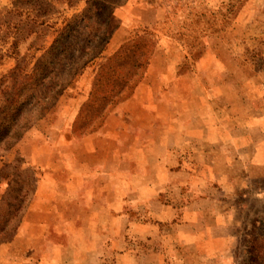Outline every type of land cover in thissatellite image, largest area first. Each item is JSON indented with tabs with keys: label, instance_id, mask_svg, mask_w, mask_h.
Here are the masks:
<instances>
[{
	"label": "rangeland",
	"instance_id": "374dc122",
	"mask_svg": "<svg viewBox=\"0 0 264 264\" xmlns=\"http://www.w3.org/2000/svg\"><path fill=\"white\" fill-rule=\"evenodd\" d=\"M70 23L84 34L69 42L76 56L88 35L110 38L0 150V264H264V0H0V80ZM135 36L144 46L117 70L120 95L88 109L103 66ZM146 78V106L122 109ZM108 118L114 139L92 141ZM107 149L123 155L92 197L60 171L54 199L38 190L66 152Z\"/></svg>",
	"mask_w": 264,
	"mask_h": 264
},
{
	"label": "trees",
	"instance_id": "16d2710c",
	"mask_svg": "<svg viewBox=\"0 0 264 264\" xmlns=\"http://www.w3.org/2000/svg\"><path fill=\"white\" fill-rule=\"evenodd\" d=\"M19 8L21 7L15 8L14 6L10 14H18ZM100 10H106V6L100 4ZM107 18H111L110 12ZM90 20V17L87 16L80 22L89 24ZM78 27V25L73 27L70 23L38 58L35 57L36 53L40 50L42 52L43 48L35 51L25 67L24 59H20L16 67L8 73L6 81L5 79L0 80V88L9 80L13 82L10 88L4 87L7 89L6 92H1L3 100L0 106V150H8L12 142L17 143L28 129L55 108L62 93L70 86V81L82 71L84 67V63L80 64L82 59L91 61L103 52L102 46L96 48L92 44L98 39H101L100 45L106 44L110 38L108 33L101 37L88 35L87 38L91 36L92 41L78 50L77 56L74 51H70L71 43L69 42L84 36L77 31ZM143 46V38L139 39L135 36L115 53L113 64L103 66V73L99 75L98 83L94 85L90 100L86 104L88 109L99 113L104 110L105 102L120 95L116 91L115 85L123 83L124 76L120 75L117 70L121 66L133 67L138 63V56ZM33 60L35 62L32 65ZM101 82L104 84L102 85ZM3 172L4 169H1L0 181L4 179Z\"/></svg>",
	"mask_w": 264,
	"mask_h": 264
},
{
	"label": "crops",
	"instance_id": "0c3cea01",
	"mask_svg": "<svg viewBox=\"0 0 264 264\" xmlns=\"http://www.w3.org/2000/svg\"><path fill=\"white\" fill-rule=\"evenodd\" d=\"M149 77V76H148ZM149 79V78H148ZM149 81V80H148ZM147 78L146 80L137 86L135 95L132 99H130L127 103H125L122 106V109H125L126 111L129 110H137V109H142L146 105L144 104V100L146 99L145 93L150 92V89L147 88ZM115 118H108L106 121V125L104 127V130L99 137H94L91 138L92 141L94 139L101 140L100 142H109L110 139H114L113 134L111 132V126L114 123ZM104 136V137H103ZM107 139H106V138ZM102 138V139H101ZM105 138V139H104ZM50 155H53L50 153ZM123 154L119 152H114L113 149H107L104 150L103 152H66L65 154V160L62 161L64 165H62V168L60 166L59 170L58 168H52V166L49 167V173H50V179H45L44 182H40L38 184V190L42 193L44 189H50L52 195L51 199L55 198V193L52 188L55 189V186L58 183H61L63 179L58 182L56 180L55 172L60 171L66 174V182H69V179H71V182L73 181H79L81 184H83L84 188H87L88 190L82 189L84 193L88 197H92L93 194L91 192V185L93 182L94 186H100L101 181L100 179L103 178V175H106L107 177L111 178V174L115 172V158L116 157H121ZM66 161V163H65ZM48 168V166H46ZM75 183H73L74 187ZM72 187L71 185H69ZM72 191V190H71ZM76 192H70L69 196L74 195ZM58 195V194H57ZM63 195V194H62ZM38 196L41 198L42 196L40 193ZM67 196V197H69ZM40 200V199H39ZM36 211H43V212H48L46 208H34Z\"/></svg>",
	"mask_w": 264,
	"mask_h": 264
}]
</instances>
